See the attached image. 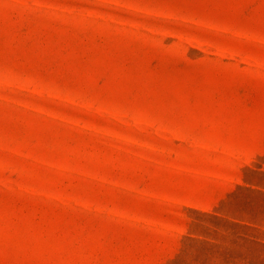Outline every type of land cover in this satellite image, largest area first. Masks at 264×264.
<instances>
[{"label":"rangeland","instance_id":"374dc122","mask_svg":"<svg viewBox=\"0 0 264 264\" xmlns=\"http://www.w3.org/2000/svg\"><path fill=\"white\" fill-rule=\"evenodd\" d=\"M0 264H264V0H0Z\"/></svg>","mask_w":264,"mask_h":264}]
</instances>
